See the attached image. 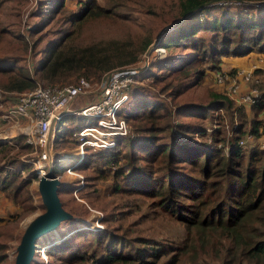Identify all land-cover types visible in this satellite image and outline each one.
I'll return each mask as SVG.
<instances>
[{"label": "trees", "instance_id": "16d2710c", "mask_svg": "<svg viewBox=\"0 0 264 264\" xmlns=\"http://www.w3.org/2000/svg\"><path fill=\"white\" fill-rule=\"evenodd\" d=\"M217 1L220 0H178L175 10L165 12L163 16L169 15L176 24L165 30L158 40L166 53L150 55L146 70L139 72L135 82L151 79L153 85H161L158 88L161 94L169 91L170 98L179 100L199 85L207 71L219 69L222 58L253 55V52L263 55L264 0H228L244 2L242 5H218ZM250 1L261 5L253 6ZM76 7L70 10L66 0H37L31 16L38 21L27 31L28 37L13 27L0 26V52L21 45L24 53H30L46 41L32 68L20 65L22 56L0 57V90L26 92L36 86L38 79L49 85L81 77L100 81L106 73L137 61L138 53L126 51L125 44H120V40L109 33L116 25L133 28L132 15L102 6L98 0H77ZM214 11L219 13L213 14ZM102 32H106L105 35ZM149 45L150 42L145 43L143 51ZM138 89H141L140 96L137 99L132 96L123 114L133 125V134L117 138L114 147L85 152L76 169L91 170L94 175L89 177L98 179H107L111 174L115 195L150 198L151 208L160 209L159 214H171L183 225L182 243L174 247L167 241L141 239L137 235L127 237L124 234L127 225L119 220L126 219L131 212L119 209L105 213L103 220L107 227L104 230L76 229L69 239L65 237L49 244L46 254L52 258L50 264H184L187 259L195 263L205 243L216 244L215 235L228 240L225 253L214 254L224 263L264 264L263 149L255 146L246 150L238 144L244 132L240 124L229 139L216 130L209 142L189 144L171 140L162 143L160 132L164 129L159 123L170 111L154 92ZM224 95L210 92L206 104L180 103L177 114L205 120L214 110L237 109L244 123L246 109H251L255 117L264 110V97L257 104L240 109ZM13 97L16 103L17 96ZM62 122L66 123L60 126ZM259 122L251 119L249 131L256 133ZM91 124H94L92 117L64 114L58 122L53 145L57 147L65 142L77 145L75 133ZM198 133L204 138L207 135L202 128ZM0 148L2 154L8 152L9 156L0 163V190L18 205V211L10 217H0V264H3L7 241L16 228L17 214L21 209L25 212L34 209L29 185L32 178L37 177V171L20 159L31 149L23 134L1 139ZM56 160L55 157L52 170L60 175L64 167ZM113 164L118 166L111 173L109 166ZM133 167L136 170L130 171ZM24 170L26 176L22 173ZM73 189L64 181L58 187L64 208L63 194L73 198ZM87 199L91 201V197ZM42 207L45 208L43 204ZM112 222H119V227L111 225ZM89 234L94 241L90 244V261L86 262L83 255L69 256L72 250L82 251L68 241Z\"/></svg>", "mask_w": 264, "mask_h": 264}, {"label": "rangeland", "instance_id": "374dc122", "mask_svg": "<svg viewBox=\"0 0 264 264\" xmlns=\"http://www.w3.org/2000/svg\"><path fill=\"white\" fill-rule=\"evenodd\" d=\"M77 0H66V6L74 11L76 7ZM130 1V2H129ZM178 0H98V2L105 7L113 8L115 11L130 14L134 19V27L129 28L124 25L111 26L112 30L109 32L113 35V38L120 40V44H125L126 51L131 52L132 54L138 53V58L136 62H143V57L147 56V61L149 62L150 55H163L166 53L163 48L162 52H157V48H162L158 44V40L165 30H169L176 26L175 21L171 22L169 15H164L165 12L169 10H175ZM254 1H250V4ZM37 6V0H1L0 2V26L1 27H13L17 32H21L28 37V30L34 23L38 21L37 18L32 17L33 10ZM35 8V9H34ZM219 11H214L213 14H218ZM103 34L106 32H102ZM53 34V33H49ZM105 35V34H104ZM31 38L29 37V41ZM150 42V45L145 51V43ZM46 41L42 42L41 45H38L33 52L24 53L23 47L20 45L14 46V49H8L6 51L1 50L0 57L5 55H19L24 58L20 61V65H25L30 68L34 66L38 58L40 57L39 51L43 44ZM264 54H257L253 52L247 56H228L222 58L219 69L214 71H207L203 80L199 83L195 89L188 93L186 96L182 97L179 100H173L167 94V92L161 94L158 90L159 86L153 85L151 79H143L142 81H136L130 89V100L137 99L141 94V89L138 87L144 88L146 90L152 91L156 94L158 99H162L165 102L168 110L170 111L168 117L162 120L159 123L161 129H164L160 132L161 142L167 143L171 140L174 142H189L191 143H203L206 140L209 142L211 134L214 131H221L225 138H231L233 130L236 126L243 125L244 132L242 133L240 139L245 140L248 136H251L246 140L244 148L249 150L250 147L257 146L261 149V144L264 143V110L260 113L261 117H255L251 109H246V115H244V123H242L243 118L237 112V109L233 111L225 110H214L212 111L207 119L201 120L198 118H187L179 117L177 114V107L180 103H188L185 101L199 102L200 104H206L209 102L210 92H215L221 95H224V86L219 85L215 82L214 76L223 72L228 75L229 78L234 77L236 71L241 72L238 75V78L242 81L243 91L248 90V86L252 84L250 81H245L242 77L246 72L252 70L254 66H264ZM148 66V65H147ZM203 64L201 67H205ZM146 69H142L140 72H144ZM88 80V79H87ZM91 82L96 81L95 78L89 79ZM97 82V81H96ZM228 80H225V85L228 83ZM77 80L74 79L66 83H55L49 85L44 83L42 80L36 81V86H69L75 85ZM137 89V90H136ZM261 89V88H258ZM139 90V91H138ZM135 91H137L135 93ZM17 96L19 93H5L0 90V112L4 110L8 102L9 97ZM206 96L208 98H206ZM226 96V95H224ZM86 97L78 98L76 102L72 105V108L82 106L86 102ZM90 100V98L87 99ZM238 108H245L249 106H235ZM239 110V109H238ZM126 111V107L122 106L119 109V114L123 115ZM73 113H71L72 115ZM77 115V114H76ZM259 115V116H260ZM251 119H260L258 123V130L256 133H253L250 130L251 128ZM66 122H62L60 126H63ZM129 134H133V125L130 124ZM1 125V124H0ZM166 125H169L165 129ZM203 129L207 135L201 137L198 133L199 129ZM181 131V132H180ZM250 134V135H248ZM239 139V140H240ZM206 142V143H207ZM78 144L62 143L57 147L53 145L54 148V157L60 165L64 167V170L59 171V179L69 186L74 187L72 190L73 198L68 194H63L64 199H66V210L72 213L73 217L71 219L63 220L57 226L54 231H51L43 235L37 241V250H40V247L46 245V248L51 243H58L61 239L67 237L76 230L84 228H93L95 230L102 231L107 227V224L104 222L103 217L106 212L116 211L123 209L124 211L131 212L128 214L127 218L124 220H119L120 223H123L124 226L127 225V228L124 234L129 238H134L135 235L140 236L141 239H153L159 241H167L170 245L179 246L182 243V239L185 236V231L183 225H180L179 222L169 213L161 212L158 208H151L152 202L148 197H139L131 196L128 198L115 195L113 193L112 185L113 179L110 176L107 179H98L95 177H89V175H94V173L89 171H81L76 169L79 161L85 155V152L97 151L98 149H93L90 146L85 147L83 155L78 153ZM115 144L112 146L114 147ZM33 149L26 152L27 156H34L32 153ZM100 151V150H98ZM8 152L2 154L0 148V163L6 161L9 158L7 156ZM5 155V156H3ZM21 159V158H20ZM23 161V160H22ZM122 162V161H121ZM118 165H120V163ZM30 163V162H29ZM32 165V163H30ZM118 165H111V173ZM69 167L73 170L67 172L66 168ZM135 171L136 168H130V171ZM26 170L22 173L26 176ZM85 175L88 177L86 179ZM127 187V186H126ZM78 189V190H77ZM77 190V191H76ZM29 191L32 194L34 209L29 211L20 210L19 214L16 217V228L13 231V237L7 241V247L5 250L6 260L3 264H13L15 256V248L23 231L25 224L33 218L38 213L42 212L44 208L42 207V200L37 190V179L32 178L29 185ZM91 197V201L87 199ZM60 198V197H59ZM17 204H14L10 199L9 195L0 190V217H10L11 213L18 211ZM17 209V210H15ZM158 214V215H157ZM119 222H112L111 225L116 227ZM71 238V237H70ZM92 236L85 235L79 240L71 238L68 243L74 244L82 252H70L69 256L73 255H83L85 256L86 262H89L91 257L90 244L92 243ZM213 241L216 244L207 242L204 244V247L200 254L196 258V262L193 263L188 259L184 264H227L224 263L221 257H218L214 254L225 253V245L228 240L224 236L215 235ZM94 242V241H93ZM167 242H164L168 244ZM182 246V245H181ZM37 251V253H39ZM35 253V260L31 264H40L38 254ZM46 253V249H45ZM47 256V254H46ZM47 263L50 264L52 261L51 257L47 256ZM86 264V263H79ZM239 264H251L248 261H242Z\"/></svg>", "mask_w": 264, "mask_h": 264}, {"label": "built area", "instance_id": "2783aa9c", "mask_svg": "<svg viewBox=\"0 0 264 264\" xmlns=\"http://www.w3.org/2000/svg\"><path fill=\"white\" fill-rule=\"evenodd\" d=\"M216 3L242 5L244 2L220 0ZM251 4L256 7L261 5L259 2ZM156 51L162 52L163 48H157ZM147 65V56H144L143 62L114 69L97 82L81 77L75 85L61 87L37 85L29 91L17 94L15 105L0 112V124L2 127L8 124L23 125L25 141L32 147L34 156L28 157L24 153L20 158L32 163L37 171V180L47 172L50 161L53 164L56 153L53 148L54 134L64 114L75 113L94 118V124L83 126L75 133L79 141L77 148L80 155H83L87 146L93 149L112 147L117 138L129 134L130 125L123 115L119 114V109L129 102L130 89L135 83V77ZM239 74L241 72L236 71L234 77L229 78L225 73L219 72L214 78L217 84L224 86L225 95L236 106H251L263 100L264 66H254L242 77L245 81L252 82L246 91L241 87ZM225 80L229 81L226 85ZM83 97H86V102L82 106L72 108L76 100ZM88 98L90 100L87 102ZM250 136L245 140L240 139L238 144L244 146ZM260 146L264 151V143ZM71 170L73 169L66 168L67 172L73 173ZM45 249L43 245L38 251L36 245L35 253L39 252L37 254L40 264H46L48 261Z\"/></svg>", "mask_w": 264, "mask_h": 264}, {"label": "water", "instance_id": "95a60500", "mask_svg": "<svg viewBox=\"0 0 264 264\" xmlns=\"http://www.w3.org/2000/svg\"><path fill=\"white\" fill-rule=\"evenodd\" d=\"M51 162L47 172L37 180V190L45 208L25 224L15 248L13 264H31L35 260L38 239L54 231L61 221L73 217L72 213L62 206L58 195L61 180L53 173Z\"/></svg>", "mask_w": 264, "mask_h": 264}, {"label": "crops", "instance_id": "0c3cea01", "mask_svg": "<svg viewBox=\"0 0 264 264\" xmlns=\"http://www.w3.org/2000/svg\"><path fill=\"white\" fill-rule=\"evenodd\" d=\"M262 57H264V56H262ZM14 96H15V94H14ZM7 101L8 102L6 103V105H7L6 108L13 106L15 104V98L14 97L13 98L9 97ZM259 115H258V117L263 119V117H261V115L260 116ZM258 120L260 121V119H258ZM259 123L261 125V122H259ZM22 128H23L22 124H8V125H5L4 127H2V125H0V140L4 139L5 137H8L9 139H11L12 137H14L16 135L23 134Z\"/></svg>", "mask_w": 264, "mask_h": 264}]
</instances>
